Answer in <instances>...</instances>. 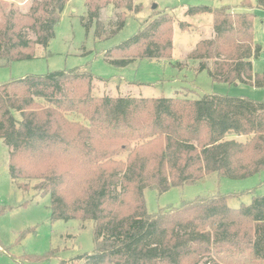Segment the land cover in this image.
Masks as SVG:
<instances>
[{"label":"trees","instance_id":"16d2710c","mask_svg":"<svg viewBox=\"0 0 264 264\" xmlns=\"http://www.w3.org/2000/svg\"><path fill=\"white\" fill-rule=\"evenodd\" d=\"M70 1L34 0L26 14L0 3V67L35 59L37 47L47 49ZM255 2L264 10V0ZM111 5L119 11L117 21L106 24L101 15ZM242 6L247 12L185 10V17L210 15L215 33L197 44L189 60L215 83L264 90V72H254L263 53L254 39L256 16L248 0ZM86 7L82 25L100 41L116 36L130 14L142 11L134 0H87ZM174 24L166 11L157 13L109 50L105 61L127 67L171 58ZM96 80L76 68L0 84V139L9 150L12 180L40 182L37 190L50 197L51 224L78 221L93 230L91 252L67 260L52 247L22 260L264 264V196L233 209L228 201L234 195L215 193L153 214L145 199L146 190L162 195L211 174L246 180L263 172L264 101L220 94L99 97Z\"/></svg>","mask_w":264,"mask_h":264},{"label":"rangeland","instance_id":"374dc122","mask_svg":"<svg viewBox=\"0 0 264 264\" xmlns=\"http://www.w3.org/2000/svg\"><path fill=\"white\" fill-rule=\"evenodd\" d=\"M34 0H0L3 5L26 14ZM87 0H71L56 28L55 38L47 49L37 47L35 59L14 62L0 67V84L26 76H42L49 73L80 68L96 77L94 94L111 97L174 98L177 94L199 98L205 94L247 97L264 101V90L245 85L215 83L207 71L198 73V62L189 55L201 40L214 38L212 17L200 15L185 17L189 6H205L214 9L231 7L235 12H247L244 0H134L142 11L131 15L125 28L108 40L89 36L81 19L87 14ZM253 5L255 44L263 49L261 57L254 61V72H264V10ZM156 9H153L154 6ZM102 17L106 24L116 23L119 12L112 5ZM166 11L175 18L173 28L172 57L160 60H138L127 67H116L105 61V54L128 41L141 26L157 13ZM179 22L188 27L182 30ZM112 23V22H111ZM108 25L110 29L114 25ZM32 37L31 34H29ZM180 65V66H179ZM124 158V157H123ZM9 150L0 139V264H47L26 262L25 255H44L52 247L60 248L64 259H71L94 249L93 230L89 223L72 221L51 224L50 197L37 190L39 181H13L9 171ZM21 185V186H20ZM215 193L234 195L228 205L237 209L249 205L255 196H264V171L246 180H231L211 174L193 185L172 188L159 195L146 190L145 199L149 213L160 209L180 207L183 202ZM29 231L24 238L20 237Z\"/></svg>","mask_w":264,"mask_h":264},{"label":"crops","instance_id":"0c3cea01","mask_svg":"<svg viewBox=\"0 0 264 264\" xmlns=\"http://www.w3.org/2000/svg\"><path fill=\"white\" fill-rule=\"evenodd\" d=\"M109 8H107L106 10H104L103 12L107 11ZM104 13H102V16H103Z\"/></svg>","mask_w":264,"mask_h":264},{"label":"water","instance_id":"95a60500","mask_svg":"<svg viewBox=\"0 0 264 264\" xmlns=\"http://www.w3.org/2000/svg\"><path fill=\"white\" fill-rule=\"evenodd\" d=\"M157 8V6L155 5L154 7H153V9H156Z\"/></svg>","mask_w":264,"mask_h":264}]
</instances>
